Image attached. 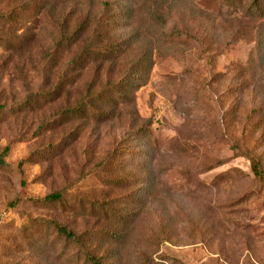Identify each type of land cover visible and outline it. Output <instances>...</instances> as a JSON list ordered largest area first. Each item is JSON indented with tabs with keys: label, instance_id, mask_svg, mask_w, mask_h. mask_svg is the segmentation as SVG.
<instances>
[{
	"label": "rangeland",
	"instance_id": "374dc122",
	"mask_svg": "<svg viewBox=\"0 0 264 264\" xmlns=\"http://www.w3.org/2000/svg\"><path fill=\"white\" fill-rule=\"evenodd\" d=\"M148 1L163 2L167 28L137 10L133 31L115 35L139 41L101 79H57L76 49L42 67L45 19L35 46L0 44V264H89L53 221L104 264H264V185L239 155L264 166V19L228 0ZM173 25L181 33L161 34ZM0 27L26 29L20 18ZM137 58L149 67L125 90ZM117 92L127 98L109 101ZM88 94L89 108L70 112ZM53 192L60 201H37Z\"/></svg>",
	"mask_w": 264,
	"mask_h": 264
},
{
	"label": "trees",
	"instance_id": "16d2710c",
	"mask_svg": "<svg viewBox=\"0 0 264 264\" xmlns=\"http://www.w3.org/2000/svg\"><path fill=\"white\" fill-rule=\"evenodd\" d=\"M224 4L231 7L234 14H240L241 18L250 17L248 19L254 22L264 19V14H262L264 12V0H251L247 4H243L241 0H228ZM143 9L146 11L143 13L148 16L150 21L157 19L160 21L159 26L162 29L167 28L166 23L163 22V16H165L163 2L154 5L148 0H143L139 4L135 0H19L11 11L4 12L0 9V26H3L5 22H15L20 18L26 29L14 37L0 32V44L4 45L6 50L10 46L23 48L35 46L36 34L34 33L40 30L39 25L45 19L48 25H52L53 38L49 41L47 54L41 58L42 67L45 64L51 68L49 63L53 56L61 55L65 50L76 49L77 52L73 58L58 67L57 79H66V72L70 69L73 72L71 79H78L85 70L92 71L90 79H101V74L107 64L116 61L127 48L136 45L139 41L137 35H131L132 23L135 19V12ZM122 24L131 30L125 38L115 35L118 27ZM170 29L169 34L164 31L161 34L168 37L171 33H181L180 28L175 25ZM185 35L197 46L203 44V39H199L197 35H191L186 31ZM148 64L150 63L144 64L141 58H137L135 65L123 72L121 79L124 81L121 87L125 90L133 88L134 91L141 86L142 82L135 83V80L143 76L149 67ZM42 79L51 78L47 75L46 78L42 77ZM90 95L86 97V100L78 101L70 107V112H83L89 108ZM109 98V101L115 102L118 98L126 99L127 95L117 92L116 97L111 96ZM6 150L7 147L3 149L1 154L3 155ZM239 155L248 160L253 179L264 185V166H262L260 158L247 148L240 150ZM0 161L2 162L1 156ZM61 198V192H53L37 199V201L43 203L58 202ZM112 214L115 212L112 211ZM52 225L59 237L65 241H70L82 251L89 264H104L101 257H96L91 248L83 245L81 233H75L55 221L52 222Z\"/></svg>",
	"mask_w": 264,
	"mask_h": 264
}]
</instances>
